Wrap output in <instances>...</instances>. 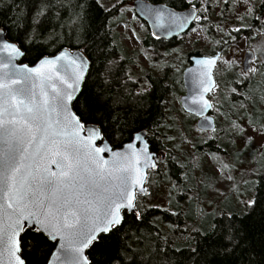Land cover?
Returning <instances> with one entry per match:
<instances>
[{
	"label": "trees",
	"instance_id": "trees-1",
	"mask_svg": "<svg viewBox=\"0 0 264 264\" xmlns=\"http://www.w3.org/2000/svg\"><path fill=\"white\" fill-rule=\"evenodd\" d=\"M134 1L0 0V29L22 51L21 63L33 66L64 49L80 50L88 59L72 103L83 125L98 126L113 149L146 131L150 151L164 156L158 169L148 172L147 195L136 197L139 219L123 213L122 224L89 247V263L264 264V146H237L247 127L264 129V49L255 50V72H242L239 63L218 62L210 94L213 132L198 131L196 118L179 105L190 58L221 52L220 61L240 38L253 42L264 37V16L251 13L237 27L240 31L231 32L227 26L237 0H145L179 11L197 9L199 20L185 35L199 27L209 47L194 43L189 49L177 46L180 38H154L126 8ZM256 7L264 10V0ZM126 9L142 23L136 37L141 50L164 52L163 73L141 67L133 75L138 53L127 51L118 30L126 22ZM240 165L247 167L235 173ZM217 166L219 175L213 170ZM161 187L167 205L146 207L152 189L156 193ZM252 195L255 203L249 207L246 196ZM21 239L24 264L47 263L54 243L33 231Z\"/></svg>",
	"mask_w": 264,
	"mask_h": 264
},
{
	"label": "snow or ice",
	"instance_id": "snow-or-ice-1",
	"mask_svg": "<svg viewBox=\"0 0 264 264\" xmlns=\"http://www.w3.org/2000/svg\"><path fill=\"white\" fill-rule=\"evenodd\" d=\"M38 15H43V12H39ZM193 18L199 20V17L186 16L182 18L180 26L182 27ZM175 19L181 18L175 17ZM234 31H240V29L237 28ZM3 47L19 51L12 44H3ZM64 58V54H61L55 60L41 61V63L55 64L56 61ZM71 62L76 64L81 72L87 66V61L83 57L78 60L73 59ZM200 63L214 64L215 60L200 61ZM28 71L35 72L36 69H28ZM246 71L255 72L256 70L249 67ZM81 72L76 73L73 82L68 85L72 89L71 92L61 90L52 100L43 98L37 100L32 89L25 86H7L3 82L4 77L0 76V201L7 199L10 201L7 203V208L12 209L11 213L7 214L11 221L7 227L9 253L13 256L21 250V245L24 243L21 234L31 230L38 236L42 234L49 239H55L54 233H59L61 240L72 243L74 255L71 264H89L87 257L83 255V249L97 241L101 233L107 234L120 226L123 221L120 209L131 210L135 206L136 196L147 192L143 187L139 188V193L133 192L127 180L122 179L114 191L107 186L102 187L95 180L80 184L78 191L84 198L81 200L78 196L75 201L76 206L69 197L57 195L62 191L61 186L76 187L74 181L79 175L80 161L77 155L79 150L68 148V144L73 143L72 141L65 143L62 148L60 141L52 139V136L60 133L55 130L50 132L53 123L51 113L57 108L67 110V104L75 99L74 94L79 88ZM9 79L27 80L28 77H10ZM13 100L16 103H13ZM204 107H211V105L205 102ZM74 120V127L84 129V125L78 119L74 118ZM87 132L92 137L99 135L95 128L87 129ZM141 139L140 135L136 136V140ZM248 140L250 141L251 137ZM29 147L33 148V159L41 155L42 150L58 156L59 159L53 162L57 164L59 172H49V168L45 166L43 171L48 175H40V165L37 161L35 174L32 171L28 172L32 180L28 181L25 177L18 187L16 174L21 168L20 154L28 152ZM128 147L131 148L132 145ZM95 151L102 152L104 148H96ZM113 167H119V162L113 161ZM28 168L31 169L32 165H28ZM95 175L100 176L101 179L104 178L101 172H96ZM33 183L36 185L35 188ZM254 203L255 201L249 202L248 206L251 207ZM136 216L139 219V213ZM4 233L5 204L0 202V242L3 241ZM62 250L67 251L63 245ZM16 259L19 264H24L18 256Z\"/></svg>",
	"mask_w": 264,
	"mask_h": 264
},
{
	"label": "water",
	"instance_id": "water-1",
	"mask_svg": "<svg viewBox=\"0 0 264 264\" xmlns=\"http://www.w3.org/2000/svg\"><path fill=\"white\" fill-rule=\"evenodd\" d=\"M132 8L137 18L148 26L152 36L164 41H170L174 38L181 37L191 29L195 19H189L188 22L184 23L181 27L180 25L183 17H197V9L193 6L179 11L166 5L152 4L145 0H136L132 3ZM175 17L181 19L177 20ZM3 44L15 45L16 49L19 51L16 52L13 51L12 48H4ZM61 54H64L65 58L56 61L55 64L41 63V61L55 60V58ZM220 56L221 52L213 56H193L190 58V65L182 73L184 94L179 99L180 107L184 113L198 118L195 127L200 132H213L216 128L215 120L211 115L212 103L209 99V95L216 86L214 71ZM22 57L23 53L18 45L9 41L5 31L0 29V76L4 77L3 82L10 87L25 86L32 89L36 94L37 100L41 98L52 100L56 96V93L61 90L64 92H71L72 89L69 88L68 85L73 82L76 73L81 72V69L78 68L76 64H73L71 60H78L80 57H83L84 60L87 61V66L81 72L79 88L74 94L76 99L89 69V61L82 51L64 49L54 56L42 58L33 66L21 63ZM207 60H215V63H200V61ZM254 60L255 53L251 50H245L240 64L242 72L248 73L246 70L249 67L252 68ZM33 68L36 69L35 72L28 71V69ZM10 77H28V79L10 80ZM75 99L67 104L66 111L57 108L56 111L51 113V120L53 123L50 132L55 130L60 133L59 135L52 136V139L60 141V146L62 148L65 143L72 141L73 143L68 144V148L69 150H79L77 155L80 161V168L78 169L79 175L74 181L76 187L61 186L62 191L58 192L57 195L69 197L73 200V205L76 206V198L78 196L81 200L84 198L83 194L78 191L79 185L92 180H95L102 187L107 186L110 190L114 191L117 186L120 185L121 180L126 179L133 192L139 193L140 187L147 190L146 180L148 172H155L158 169V162L164 158L162 154L158 155L150 151L147 141V132L142 131L136 133L129 143L124 144L121 148L113 149L110 144L102 138L98 126L87 124L84 125V129H80L78 126L74 127V118L79 120L72 108V103ZM205 102L211 105V107H204ZM13 103H16V101L13 100ZM80 123L83 124L81 121ZM90 128L97 129L99 135L95 137L90 136L87 132V129ZM137 135H140L142 139L136 140ZM129 145H132V147L129 148ZM96 148H104V151L96 152ZM141 149L144 150L141 151ZM32 152L33 148L29 147L28 152L20 154L19 162L21 168L19 173L16 174L18 187L25 177L28 181L32 180L28 172L32 171L33 174H35L37 161L40 165V175H48V173L43 171L45 166L49 168V172H59L57 164L53 162L59 159L58 156H54L42 150L41 155H37L35 159H33ZM41 156L43 158H41ZM113 161H118L119 167H113ZM148 164L154 166L147 167L146 165ZM28 165H32V168L29 169ZM96 172H101L104 178L101 179L100 176L95 175ZM81 177L83 179H81ZM35 187L36 185L33 183V188ZM147 193L148 190L146 194H138L136 197H145ZM0 202L5 204V233L3 241L0 242V262H2V264H19L16 256L21 259L20 251L17 252L15 256L9 253V229L7 225L11 221L8 219L7 214L11 213L12 209L7 208V203L10 201L5 199ZM82 206L86 207V205ZM123 213L136 215L138 211L136 206H134L131 210L127 208L120 209V215L122 217ZM107 234L101 233L99 237ZM54 235L56 237L55 239H49L47 236L43 235L50 243L55 244L54 250L46 264H71L74 255L71 241L61 240L59 233H54ZM62 245L67 251L62 250ZM89 247L83 249V255L86 257Z\"/></svg>",
	"mask_w": 264,
	"mask_h": 264
},
{
	"label": "rangeland",
	"instance_id": "rangeland-1",
	"mask_svg": "<svg viewBox=\"0 0 264 264\" xmlns=\"http://www.w3.org/2000/svg\"><path fill=\"white\" fill-rule=\"evenodd\" d=\"M102 1L114 4L115 0H102ZM258 1L259 0H237L235 3L238 5L237 10L235 11L233 18L230 20V26H227V28H230L232 32L234 29L239 27V24L244 25L243 23H245L244 21L246 20V17H248V15L251 13L261 14L262 16H264V10L261 11L260 9L256 7V3ZM130 7L132 8V4L127 5L126 8H130ZM249 9H251V11H249ZM125 17H126V22L123 25H121L118 30L122 35V41L127 51L130 53H138L139 64L137 66L132 67L133 75L137 77V75L140 73L141 67L147 68V69H154L159 74L163 73L164 71L161 65L163 64L162 59L164 58V52L162 51L159 53H152V52L141 50L140 43L136 37H137V33L139 34L141 32L142 23L140 21L134 20L133 13L129 9L125 10ZM224 31L228 32L226 30ZM179 38L180 39L177 43V46H181L183 48L186 47L190 49L192 47V44L194 43L205 45L206 48L209 47V44L207 43L208 39L205 37L201 28L199 27L195 28L189 34L184 35L183 37H179ZM247 46H248V49H246ZM260 48L264 49V37L262 35L255 38L253 42H249L245 38H240L238 42L230 48V51L225 56V58L219 61V64L225 65L226 62L234 63V64L236 63L241 64L242 56L245 50H251L255 53V50H259ZM253 67H254V64L252 63V68ZM209 99L211 101L210 95H209ZM175 105L177 106L178 102H176ZM263 130L264 129H260L259 131H257L253 128L247 127L246 131H244L245 133L243 134L244 137L243 138L241 137L242 139L237 140L238 148L239 147L246 148L247 145H249L250 148L252 149L262 148L264 146ZM249 137H251L250 141L248 140ZM245 155L246 156L243 158L244 159L247 158V161H250L249 156L247 154ZM251 163L252 162H250V164ZM246 167L247 165L238 166L236 168L238 171H235V173L239 172L240 170L246 169ZM213 170L217 175L220 174V170L218 169V166L215 167ZM226 177L229 178L228 175H226ZM152 191H153V194H151L145 201L146 207H158L160 205L161 206L167 205V200L165 201L164 199L167 193L165 192L164 189H162V187L156 193H154L153 189ZM246 199H249V202H251L253 199V195L251 197L246 196ZM168 209H171V207L169 206Z\"/></svg>",
	"mask_w": 264,
	"mask_h": 264
},
{
	"label": "flooded vegetation",
	"instance_id": "flooded-vegetation-1",
	"mask_svg": "<svg viewBox=\"0 0 264 264\" xmlns=\"http://www.w3.org/2000/svg\"><path fill=\"white\" fill-rule=\"evenodd\" d=\"M195 117V116H194ZM196 118V117H195ZM198 118H196V121H195V125H196V122H197Z\"/></svg>",
	"mask_w": 264,
	"mask_h": 264
}]
</instances>
